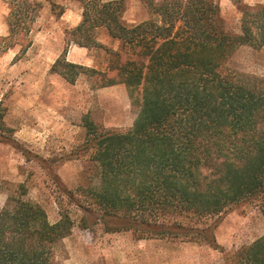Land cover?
<instances>
[{"label": "trees", "instance_id": "obj_1", "mask_svg": "<svg viewBox=\"0 0 264 264\" xmlns=\"http://www.w3.org/2000/svg\"><path fill=\"white\" fill-rule=\"evenodd\" d=\"M77 1L82 20L67 32L51 71L70 83L85 74L97 88L124 83L136 118L129 129L115 130L84 116L88 184L76 191L83 201L66 194L106 230H132L138 238L214 244L217 224L198 226L203 219L245 202L264 217V76L229 64L240 46L264 45V3L232 0L241 13L237 32L215 0H141L149 18L138 23L125 19L124 0ZM39 4L12 0L0 54L17 45V58L26 53ZM101 29L119 48L99 41ZM72 44L105 48L106 69L70 61ZM3 115L0 127L13 133ZM0 141L21 148L5 133ZM18 189L0 207V264H62L57 254L74 227L72 216L62 209L53 223L25 197V183ZM227 264H264V234Z\"/></svg>", "mask_w": 264, "mask_h": 264}, {"label": "rangeland", "instance_id": "obj_2", "mask_svg": "<svg viewBox=\"0 0 264 264\" xmlns=\"http://www.w3.org/2000/svg\"><path fill=\"white\" fill-rule=\"evenodd\" d=\"M32 1L40 3L30 34L32 45L18 58L19 45L0 54V116L4 113L5 125L13 129L11 133L0 127V133L16 139L21 147L0 141V207L6 205L10 194L18 193L20 183H25V197L40 203L51 222L61 218L62 209L68 211L74 227L57 254L62 264H227L235 251L263 235L264 217L252 202L240 203L197 224H217L213 244L204 238H138L132 230L108 231L101 220L66 194L71 190L83 201L76 191L88 184L84 116L107 129L127 130L135 121L136 110L124 83L97 88L85 74L70 83L51 71L64 51L67 32L81 22L83 9L77 0ZM124 1L129 23L149 18L141 0ZM215 1L228 27L239 32L241 13L233 1ZM244 1L250 5L264 3ZM11 2L0 0V36L9 33ZM98 36L106 47L119 48V42L105 29ZM67 57L101 70L111 58L105 48L78 44L71 45ZM229 64L236 70L264 76V45L259 49L240 46Z\"/></svg>", "mask_w": 264, "mask_h": 264}, {"label": "crops", "instance_id": "obj_3", "mask_svg": "<svg viewBox=\"0 0 264 264\" xmlns=\"http://www.w3.org/2000/svg\"><path fill=\"white\" fill-rule=\"evenodd\" d=\"M70 61H73V60H71V59H69ZM73 62H76V61H73ZM77 63H79V62H77Z\"/></svg>", "mask_w": 264, "mask_h": 264}]
</instances>
